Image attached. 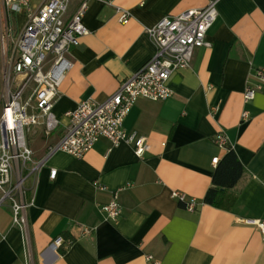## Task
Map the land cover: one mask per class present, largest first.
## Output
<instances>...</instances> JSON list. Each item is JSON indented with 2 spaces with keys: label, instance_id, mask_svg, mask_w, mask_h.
<instances>
[{
  "label": "crops",
  "instance_id": "1",
  "mask_svg": "<svg viewBox=\"0 0 264 264\" xmlns=\"http://www.w3.org/2000/svg\"><path fill=\"white\" fill-rule=\"evenodd\" d=\"M82 1L72 0L69 17ZM104 1L90 2L84 17L89 35L70 52L73 68L54 108L60 126L40 148H32L36 162L64 136L67 112L82 101H106L152 59L156 48L147 29L212 0ZM216 1L218 16L208 33L212 47L197 49L191 67L171 76L170 99H140L125 119L127 132L148 139L151 150L144 159L132 146L113 147L105 139L82 158L53 155L27 183L32 201L27 232L14 224L9 206L0 209V264L30 259L35 264H264L263 237L244 222L264 220V85L254 100L244 98L247 87L260 83L256 71L264 69V0ZM42 3L31 5L37 9ZM117 8L130 12L126 25L119 23ZM5 10L0 0L1 18ZM11 20L20 33L28 19L19 13ZM2 108L0 102V114ZM221 131L244 173L214 207L204 200L229 153L215 143ZM123 188L122 215L108 221L102 207ZM174 192L197 200L196 210L189 211ZM81 226L95 230L84 236ZM67 237L73 241L61 255L53 244Z\"/></svg>",
  "mask_w": 264,
  "mask_h": 264
},
{
  "label": "built area",
  "instance_id": "2",
  "mask_svg": "<svg viewBox=\"0 0 264 264\" xmlns=\"http://www.w3.org/2000/svg\"><path fill=\"white\" fill-rule=\"evenodd\" d=\"M91 1L83 0L69 17L72 0H43L37 9L32 7V0H4L3 18L0 14L3 50L6 41L13 43L12 56L4 73L5 101L0 114V209L9 206L14 224L25 233L27 211L32 206V201L27 198V183L53 155L63 152L82 158L105 139L113 147L132 146L135 155L144 159L151 150L148 139L137 132H127L124 128L126 117L140 99L154 102L170 99L173 96L169 87L171 76L191 67L197 49L212 47L208 33L218 16L216 0L202 9L165 17L155 27L147 29L156 48L152 59L122 81L106 101H82L75 110L67 112L69 124L64 136L48 148L41 161L36 162L28 134L41 129L46 137H50L60 126L54 108L59 88L73 68L70 52L79 46L82 37L89 35L84 17ZM104 2L111 5L109 0ZM19 13H25L28 20L24 29L16 33L11 16ZM117 14L119 23L126 25L129 22L131 14L128 10L117 8ZM255 77L260 83L256 87H247L246 103L254 100L263 89L264 69L257 70ZM248 116L247 112L243 114L244 118ZM215 143L220 149L230 148L223 131L215 136ZM219 161L218 157L214 158L213 164L217 165ZM56 175L57 170H51V179ZM97 187L106 190L104 186ZM124 190L114 192L110 203L102 207L106 220L116 222L121 217L119 194ZM173 197L184 203L189 211L198 206L197 200L189 199L184 193L174 192ZM244 222L255 226L264 240V220ZM94 230L81 226L84 236L91 235ZM64 244L65 241L59 238L53 245L61 248ZM71 244V241L66 242V248ZM149 261L152 258L149 257ZM27 264L35 263L30 259Z\"/></svg>",
  "mask_w": 264,
  "mask_h": 264
},
{
  "label": "trees",
  "instance_id": "3",
  "mask_svg": "<svg viewBox=\"0 0 264 264\" xmlns=\"http://www.w3.org/2000/svg\"><path fill=\"white\" fill-rule=\"evenodd\" d=\"M244 168L239 161L236 153L229 148V153L217 166V170L213 177L214 187L211 188L204 200L205 204L219 207L220 198L224 195L226 190L233 189L241 177L243 176ZM73 241L69 237L66 238L65 244L59 249L61 255L67 252L66 242Z\"/></svg>",
  "mask_w": 264,
  "mask_h": 264
},
{
  "label": "rangeland",
  "instance_id": "4",
  "mask_svg": "<svg viewBox=\"0 0 264 264\" xmlns=\"http://www.w3.org/2000/svg\"><path fill=\"white\" fill-rule=\"evenodd\" d=\"M3 16V14H2ZM13 52V43L12 41H6L5 42V50H3L1 40H0V58H1V66H0V73L2 77V81H0V102L2 105H4L5 101V88H4V73L5 70L8 69V63L11 59ZM46 136L44 135L43 131L41 129L33 130L30 134H28V143L31 148L37 149L40 148L44 141ZM28 190V186H27Z\"/></svg>",
  "mask_w": 264,
  "mask_h": 264
}]
</instances>
